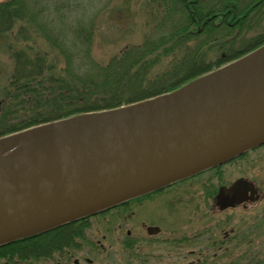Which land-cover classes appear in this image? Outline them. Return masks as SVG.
Returning a JSON list of instances; mask_svg holds the SVG:
<instances>
[{
    "label": "water",
    "instance_id": "obj_1",
    "mask_svg": "<svg viewBox=\"0 0 264 264\" xmlns=\"http://www.w3.org/2000/svg\"><path fill=\"white\" fill-rule=\"evenodd\" d=\"M262 143L264 44L172 91L0 136V246L162 188ZM219 194L221 208L258 197L243 178Z\"/></svg>",
    "mask_w": 264,
    "mask_h": 264
},
{
    "label": "trees",
    "instance_id": "obj_2",
    "mask_svg": "<svg viewBox=\"0 0 264 264\" xmlns=\"http://www.w3.org/2000/svg\"><path fill=\"white\" fill-rule=\"evenodd\" d=\"M149 1V14L155 11L159 19L154 30L105 64L89 55L93 31L77 27L71 32L79 44L69 41L48 3L34 11L29 0L0 1V52L10 53L14 63L6 72L0 62V136L172 91L251 51L256 41L238 46L264 13V0ZM54 2L55 8L70 5ZM38 36L61 53L63 64L47 59L49 51L39 46ZM210 53L215 56L207 59ZM163 60L173 66L153 73ZM87 226L86 216L3 244L0 264H37L56 255L68 264L79 242L89 243Z\"/></svg>",
    "mask_w": 264,
    "mask_h": 264
},
{
    "label": "rangeland",
    "instance_id": "obj_3",
    "mask_svg": "<svg viewBox=\"0 0 264 264\" xmlns=\"http://www.w3.org/2000/svg\"><path fill=\"white\" fill-rule=\"evenodd\" d=\"M54 1L57 0H37L38 3L35 4V0L32 2L29 0V8L34 11L40 10L48 3L49 10L54 11L55 16H58L56 18L68 30L69 41L77 42L75 34L71 32L77 27L92 30V43L87 46L89 55L102 64H105L112 56L119 54L125 46L141 43L146 34L154 30L159 20L155 21L157 18L155 11L152 15L149 14V3H151L149 0H66L70 5L65 8H55ZM64 1L59 0L58 3ZM262 9L264 12V6ZM252 24L253 27L247 32L245 42L243 41L244 43L239 45V48L251 45L254 41L256 43L248 49L253 50L258 45L264 44V13L259 22ZM37 38L42 50L49 51V53L46 52L47 59L51 62H58L59 65L63 64L61 53L49 47L44 38L39 36ZM10 55L5 51L0 52V62L3 63V69L6 72H9L14 64ZM214 56L215 54L210 53L207 59H212ZM179 60L180 57H176V61ZM171 66L173 65H169L167 60H163L154 67L152 72L159 74ZM239 157V160L244 159L239 161V164L232 163V158L218 164L221 177L211 176L215 171L213 168L181 179L184 181L169 184L156 195L176 194V191H181V186L185 181L205 180L207 175L211 176L210 180L213 181L211 184L214 186L218 185L219 181L226 183L238 176H244L253 180L259 187L263 194L260 200L246 206L219 210L212 199L215 191H211L209 195L206 194V190L204 201L199 193L196 194L200 197L198 199L200 206L196 211L190 206L188 210L193 214L190 211L188 213L185 207L170 209L159 201L151 202L137 215L150 220L165 219L169 225L164 224L165 228L163 227V232H160V238L166 237L171 230L169 237L177 239L184 237L181 242L183 244L188 242L185 246L176 247L177 245H174L170 249L163 245L165 248L161 249L153 243L143 241L145 248L137 251V253L141 252L142 257L138 254V256L131 255L128 250H123L121 245V237L127 229H130L134 236L142 237V234H146L140 226L134 225L135 221L131 220L132 215L127 219H124V216L122 218L123 210L127 211V206H134L133 202L124 207L115 206L102 210L87 216L88 226L85 229V237L90 244L79 242L80 246L73 250L76 254L74 253L75 256L68 264H73L75 257L82 264H264V145L258 146L256 151L246 152L245 155ZM247 158L250 160L245 162ZM192 200L197 201V198L194 197ZM119 212L120 215H118ZM187 219L188 222L185 223ZM118 222H122L119 227ZM200 232H203V235L196 236ZM223 233H227V237H223ZM187 237L189 240H186ZM91 244L97 245L91 247ZM87 258L91 260L87 261ZM36 263L67 264L59 260L57 255L53 259H42Z\"/></svg>",
    "mask_w": 264,
    "mask_h": 264
},
{
    "label": "flooded vegetation",
    "instance_id": "obj_4",
    "mask_svg": "<svg viewBox=\"0 0 264 264\" xmlns=\"http://www.w3.org/2000/svg\"><path fill=\"white\" fill-rule=\"evenodd\" d=\"M261 145L263 146L264 143L261 144ZM258 146L260 147V145H258ZM258 146L253 147V148H251V149H249V150H247V151H245V152L233 157L232 158L233 159L232 163L237 164L239 161H243L244 159H240L239 160V158H241L239 156L243 155V154L245 155V153L246 152L248 153L249 151L252 152V151L258 150ZM248 160H250V159L247 158L245 160V162L248 161ZM241 163H244V162H241ZM218 166H220V165L208 168V169H206V170H204L202 172H206V171H209L210 169L215 168V171L212 173L211 176H213L214 178L215 177H221V170L218 168ZM211 176L207 175L206 179L205 180H201V181H194V182L185 181L184 185L181 186V188H182L181 191H176L175 192L176 194L172 193L170 195H156V193H158V191H161L162 189L167 188V186H166L164 188H160L158 190H154V191L149 192L147 194L138 196L136 198L130 199L128 201H125L123 203H120V204L116 205V206H123L124 207L128 203L133 202L132 204H134V206H131V207L127 206L126 207L127 211L123 210L124 213H122V218L124 216V219H127V217H130L132 215L133 217L131 218V220L133 219L135 221L134 225L135 226H140L141 230L143 232L145 231V233H146L145 235H143L141 233L142 237L134 236V235L131 234L130 229H127L126 233L121 237V245L123 247V250L125 249V250H128L130 252L133 250L134 255L135 254H136V256L140 255V257H142L141 256V252L139 251L137 253V251H138V249L145 248V244H143V241L147 242L149 244L153 243L154 246L157 245V247H161V249H164L165 248L164 246H166V248H168V249L174 247V245H177L176 247H179L180 245L185 246L186 245L185 243L188 242V241H186L184 244L181 242L184 237H181V238H178V239L177 238H173L172 236L169 237V234L171 235V230L170 229H168L170 231L166 235V237L160 238L159 234H160V232H163L164 224L169 225L168 223L165 222V219H156V220L155 219H151L150 220V219H147V218L143 217L142 215H140V216L137 215V213L141 209L145 208L151 202L159 201L161 204L165 205L166 207H170V209L173 208V207H175V208L185 207V209H187L188 213H190L191 211L188 210L190 208V206H191V208L194 209V211L198 210L199 206H200V201L198 200L200 197H198L196 194L199 193L200 196H201V199L204 201V199H203L204 198V194H205V192L207 190L206 194H209V195L211 194L210 193L211 191H215V193H213V195H212V199L214 200V204L216 205L217 209L222 210L220 205L218 204V200L220 198V194H219L220 188L222 186H229L233 181H235V180H237L239 178H243V179H246V180L250 181L253 184L254 189L256 190V195L258 197H257V199H255L253 201H250V200L244 201V202H241L239 204H235L234 206H229L228 208H236V207H239V206H246V205H249L251 203H254L255 201L260 200V198L263 197V194L260 191L259 187L256 185V183L253 180H251L249 178H246L244 176H238V177H236V178H234V179H232V180H230L229 182H226V183H223V182L219 181L220 183L218 182V185L214 186V185L211 184L213 182L212 180H210ZM181 181H184V180H181ZM195 183H197V185H194ZM192 184H193V186H192ZM195 188H198V189H195ZM194 197L197 198V201L192 200ZM111 208H113V207H111ZM226 208H223V209H226ZM120 214L121 213L119 212L118 215H120ZM191 214H193V213L191 212ZM186 222H188V219L185 221V223ZM121 225H122V222L121 223H119V222L117 223L118 227L121 226ZM170 226H172V224H170ZM200 234L203 235V232L202 233L201 232L198 233L196 236H200L201 237ZM158 235H159V238H158ZM227 235H228L227 233H223L222 236L223 237L224 236L227 237ZM186 240H189L188 237L186 238ZM90 260L91 259L87 258V261H90Z\"/></svg>",
    "mask_w": 264,
    "mask_h": 264
}]
</instances>
